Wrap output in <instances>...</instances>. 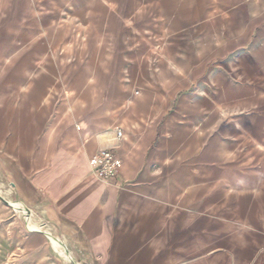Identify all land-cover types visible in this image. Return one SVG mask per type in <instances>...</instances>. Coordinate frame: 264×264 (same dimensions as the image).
I'll return each mask as SVG.
<instances>
[{
	"label": "crops",
	"instance_id": "crops-1",
	"mask_svg": "<svg viewBox=\"0 0 264 264\" xmlns=\"http://www.w3.org/2000/svg\"><path fill=\"white\" fill-rule=\"evenodd\" d=\"M99 4L60 32L56 3L40 2L44 26L0 46V204L42 215L76 264H264V0H158L159 22L230 41L224 112L182 98L192 128L175 144L158 121L116 139L109 61L131 0ZM103 149L121 162L111 181L91 165Z\"/></svg>",
	"mask_w": 264,
	"mask_h": 264
},
{
	"label": "rangeland",
	"instance_id": "rangeland-1",
	"mask_svg": "<svg viewBox=\"0 0 264 264\" xmlns=\"http://www.w3.org/2000/svg\"><path fill=\"white\" fill-rule=\"evenodd\" d=\"M100 1L0 0V46L10 45L15 32L44 26L31 22L41 9L40 2L56 3L62 18L59 31L74 32L85 26L76 16L88 10L98 15ZM150 4L131 0V6L117 8L115 54L109 61L119 119L113 132L120 127L147 129L158 121L161 133L168 129L175 144L179 127L185 125L186 135L192 128V102L184 108L185 120L177 118L182 98L194 96L197 113L224 112L231 97V82L224 70L230 41L209 39L208 31L194 32L192 24L161 23L158 0ZM65 17L69 22L65 23ZM7 202V208L0 204V264H73L67 257L71 255L79 262L70 249L71 255H64L57 234L42 215H34L20 201Z\"/></svg>",
	"mask_w": 264,
	"mask_h": 264
},
{
	"label": "built area",
	"instance_id": "built-area-1",
	"mask_svg": "<svg viewBox=\"0 0 264 264\" xmlns=\"http://www.w3.org/2000/svg\"><path fill=\"white\" fill-rule=\"evenodd\" d=\"M123 133V129L116 128V139L121 140ZM91 165L101 179L111 181L117 177L121 167V162L112 149H103L97 153L92 160Z\"/></svg>",
	"mask_w": 264,
	"mask_h": 264
},
{
	"label": "bare ground",
	"instance_id": "bare-ground-1",
	"mask_svg": "<svg viewBox=\"0 0 264 264\" xmlns=\"http://www.w3.org/2000/svg\"><path fill=\"white\" fill-rule=\"evenodd\" d=\"M70 258H71V261L73 262V264H76V262L74 261V259L72 257H70Z\"/></svg>",
	"mask_w": 264,
	"mask_h": 264
}]
</instances>
